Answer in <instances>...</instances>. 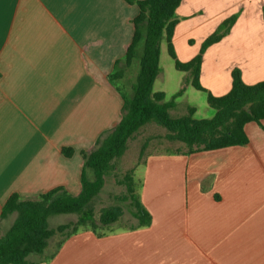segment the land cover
Listing matches in <instances>:
<instances>
[{
  "label": "crops",
  "instance_id": "0c3cea01",
  "mask_svg": "<svg viewBox=\"0 0 264 264\" xmlns=\"http://www.w3.org/2000/svg\"><path fill=\"white\" fill-rule=\"evenodd\" d=\"M263 9L264 0H182L173 36L180 62L239 14L229 34L203 54L200 84L207 93L226 95L234 69L246 85L264 81ZM138 13L124 0H0V213L12 194L31 200L63 188L79 195L83 154L118 125L124 100L133 96L127 80L133 61L128 68L122 62L121 78L111 76ZM171 67L163 70L160 51L153 92L169 100L184 88L175 109L192 107L195 116L203 106L212 118L207 93L184 84L187 74L174 62L171 78ZM245 133L241 147L149 155L138 195L151 216L148 227L129 229L134 220L105 236L80 231L55 253L50 240L28 262L264 264V120L246 124ZM86 178L93 180L91 171ZM9 218L14 222L16 214L0 219V234Z\"/></svg>",
  "mask_w": 264,
  "mask_h": 264
},
{
  "label": "trees",
  "instance_id": "16d2710c",
  "mask_svg": "<svg viewBox=\"0 0 264 264\" xmlns=\"http://www.w3.org/2000/svg\"><path fill=\"white\" fill-rule=\"evenodd\" d=\"M124 1L135 4L139 13L132 21V41L124 59L118 60L115 68L122 62L126 68L130 67L138 44L143 41L139 71L132 86L133 96L130 100H124L123 115L118 125L98 139L96 147L88 155L83 154L84 166L78 196L68 194L63 188H56L31 200H23L17 194H12L7 199L1 209L0 219L14 213L16 218L6 233L0 236V264H33L28 262V257L42 255L48 242L56 235L61 236V239L56 244L54 253L67 238L80 231H91L97 236L113 233L115 230L112 227L123 216L121 204L125 202L132 207L130 215L136 220V224L129 229L148 227L151 216L134 193V170L118 181L126 189L125 194L117 198L119 203L101 209L98 216L93 207L104 185V178L116 176L115 162L124 154L128 140L147 123L154 122L164 128L167 131L166 139L183 144L187 148L184 154L188 155L199 151L245 146L248 144L246 124L264 120V81L246 85L240 71L234 69L231 73V89L221 97L207 93L200 84L203 54L229 34L238 19V13L222 21L202 42L199 52L191 60L180 62L174 51L173 36L178 24L175 13L182 0ZM162 40L175 69L187 74L184 84L190 83L196 90L207 93L206 103L214 111L212 118L195 119V109L192 107H187L186 113L178 117L171 116V110L176 106L175 100L183 93L184 88L169 100L165 99L163 93L153 92L155 79L160 72ZM123 74V70L119 69L111 78H121ZM143 151L144 148L140 151L138 163L142 161ZM63 153L69 157L72 151L64 149ZM87 170L93 174L91 181L86 178ZM56 215H76L77 218L51 229L48 219Z\"/></svg>",
  "mask_w": 264,
  "mask_h": 264
},
{
  "label": "rangeland",
  "instance_id": "374dc122",
  "mask_svg": "<svg viewBox=\"0 0 264 264\" xmlns=\"http://www.w3.org/2000/svg\"><path fill=\"white\" fill-rule=\"evenodd\" d=\"M161 67L164 71L167 70V66H172L173 73L170 75L171 78H174V74H176V71H174L173 68V60L168 55L167 47L162 40L161 44ZM143 49V42L138 46L136 56L134 57L131 69L128 74V79H132L131 83H135V76L134 73L139 69V61L141 57ZM122 64V63H121ZM121 64L118 65L116 68V71H119L121 68ZM115 66V64H114ZM136 72V73H137ZM177 76V75H176ZM116 85L121 86L120 80H117ZM124 94L127 98H131V92L124 89ZM207 109H205L203 106L197 107V113L195 114V119H207L209 116L206 114ZM213 112V111H211ZM186 113V111L173 109L171 110V116L172 117H178L182 114ZM167 131L157 125L154 122L147 123L142 128H140L137 132H135L132 137L127 142V147L124 152V154L115 162V175H109L104 178V185L102 189L100 190V193L93 203L95 215L98 216L101 209L105 207H109L112 205H115L118 202L117 198L121 197L125 194L126 189L125 186L118 183V181L122 180L124 175L129 173L131 170H134L133 175V184H134V193L135 195H139V189L141 184V175L143 172V167L141 163H144V160L149 155H155V154H164V153H185L187 151V148L175 141H168L166 139ZM144 148L143 151V158L141 163H138V157L140 154V151ZM137 165V166H136ZM140 165V166H139ZM123 208V216L119 223L112 227L115 231H118L119 229H122L124 227H128L131 225V223L134 222V219L131 217L130 212L132 210V207L128 204V202L121 204ZM76 215H56L52 216L48 219V225L51 229H55L61 224H65L68 222H72L76 220ZM13 223L12 219H8L7 221L3 222L2 230L3 232L0 234V236H3L6 231L11 227ZM61 239V236L56 235L53 237L50 242V249L53 251L56 247V244ZM35 258H39L41 255H31Z\"/></svg>",
  "mask_w": 264,
  "mask_h": 264
}]
</instances>
